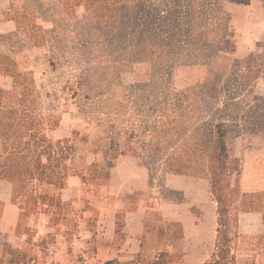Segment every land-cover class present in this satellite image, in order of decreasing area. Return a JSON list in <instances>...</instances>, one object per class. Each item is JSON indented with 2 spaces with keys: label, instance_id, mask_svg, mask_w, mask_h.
I'll return each instance as SVG.
<instances>
[{
  "label": "rangeland",
  "instance_id": "obj_1",
  "mask_svg": "<svg viewBox=\"0 0 264 264\" xmlns=\"http://www.w3.org/2000/svg\"><path fill=\"white\" fill-rule=\"evenodd\" d=\"M22 13V31L0 35V110L37 120L3 135L35 138L0 160L15 199L44 192L37 169L56 185L71 175L107 230L141 239L138 252L53 262L264 264L258 226L246 218L238 238L228 207L264 189V0H37Z\"/></svg>",
  "mask_w": 264,
  "mask_h": 264
},
{
  "label": "crops",
  "instance_id": "obj_2",
  "mask_svg": "<svg viewBox=\"0 0 264 264\" xmlns=\"http://www.w3.org/2000/svg\"><path fill=\"white\" fill-rule=\"evenodd\" d=\"M36 1L0 0L1 37L7 33L22 31L12 18L21 16L25 6H32ZM16 48H19V43ZM9 113L11 114L4 108L0 110V160L2 156L10 155L11 151L25 154L26 143L35 139L28 137L26 142L23 132L16 131L20 139L13 142L4 140L6 129L36 128L37 123L35 116H28L27 119L26 115L10 118ZM1 164L4 162L0 161ZM37 175L39 178L35 180L40 183L39 189L44 192L39 193L34 187L35 190L30 193V186L28 195L15 199V180L12 179L14 176L6 173L4 169L0 170V258L7 255L3 252H17L18 264H58L57 261L53 262V252H64L71 258L75 252H96L97 258L102 260L107 257L105 252H138L141 239L136 241L134 234L131 236L132 234L119 233L116 228L107 230L104 204H100L99 200L95 203L83 194L75 192L74 189L78 186L70 184L71 175L66 178L61 176V183L58 185L49 182L47 174L38 169L35 177ZM20 176L25 178L21 172V175L17 174L16 181L20 180ZM79 182V186L84 183L82 178ZM231 193L228 189L227 197ZM102 198L105 199V194ZM232 200L233 203L228 207L235 211L236 221H240L237 225L241 227L237 233L238 238H246L244 228L247 226L246 218H250L258 226L256 239L264 245V189H241L235 193ZM117 208L121 210L124 206L117 202ZM89 212L97 216L95 224H89ZM120 216L119 211L113 215V226L116 222L125 223L124 217ZM203 224L205 229L209 230L204 238L205 242L213 241L215 238L211 232L212 222L204 220ZM146 226L140 221L136 230L143 231ZM207 246L208 243L205 244V247ZM260 251L264 252V247Z\"/></svg>",
  "mask_w": 264,
  "mask_h": 264
}]
</instances>
